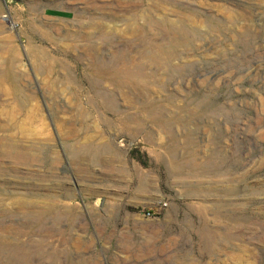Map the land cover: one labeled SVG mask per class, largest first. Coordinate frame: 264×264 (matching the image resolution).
I'll return each instance as SVG.
<instances>
[{"label": "rangeland", "instance_id": "374dc122", "mask_svg": "<svg viewBox=\"0 0 264 264\" xmlns=\"http://www.w3.org/2000/svg\"><path fill=\"white\" fill-rule=\"evenodd\" d=\"M0 264H264V0H0Z\"/></svg>", "mask_w": 264, "mask_h": 264}, {"label": "bare ground", "instance_id": "6f19581e", "mask_svg": "<svg viewBox=\"0 0 264 264\" xmlns=\"http://www.w3.org/2000/svg\"><path fill=\"white\" fill-rule=\"evenodd\" d=\"M127 3V2H126ZM120 6V5H119ZM152 12V11H151ZM132 15H134V14H132ZM134 21H136V20H134ZM138 22V21H137ZM127 25V24H126ZM130 25V24H129ZM129 25H127L126 26V28L128 27V28H130L129 27ZM133 25V24H132ZM134 26V25H133ZM136 26V25H135ZM131 29V28H130ZM140 29V28H139ZM175 29V28H174ZM209 29V28H208ZM176 31H181L179 28H176L175 29ZM127 31V30H126ZM131 31H132V34L134 35V36H136V35H138L139 33H140V31H138V29H131ZM131 31H129L130 33H131ZM146 35V34H145ZM136 37H138V36H136ZM123 39V38H122ZM176 44V43H175ZM171 45H173V42L172 41H170V43H169V46H171ZM107 46V45H106ZM147 49H148V46H147ZM149 49H151V51L149 52V54H150V57L148 58V60L146 61L145 60V62L144 63H146V62H150L149 64H152V65H154V66H164V65H168L172 60H174L175 59V54L172 52V51H170V50H168V48L167 47H165L163 44L162 45H157L156 46V44L155 45H150V48ZM143 50V49H142ZM146 53V52H145ZM88 54V53H87ZM138 55H137V58H141L142 56H143V54H144V51H139L138 53H137ZM147 54V53H146ZM149 56V55H148ZM144 57V56H143ZM130 57H128V59H129ZM127 59V58H126ZM133 59V58H132ZM130 60V59H129ZM128 60H126V62H127ZM134 61V60H133ZM125 61H123V63H124ZM98 63V62H97ZM133 63V62H132ZM117 64V63H116ZM140 64V63H139ZM129 65H131V64H128L127 66H126V69H128L129 70ZM133 65V64H132ZM134 66V65H133ZM134 67H137L136 65L134 66ZM146 67V65H144V64H141V65H139V69H144ZM138 68V67H137ZM132 70V69H131ZM166 70L167 71H169V68H166ZM123 71H124V69H123ZM130 71V70H129ZM135 71H137V70H135ZM139 71V70H138ZM132 72V71H131ZM135 75H136V77L137 76H140V71L139 72H133ZM143 74H144V72H143ZM134 75V76H135ZM214 76V75H213ZM140 78V77H139ZM132 79V78H131ZM130 79V80H131ZM211 80V79H210ZM155 111V110H154ZM159 111V110H158ZM155 114V113H154ZM153 118H155V117H153ZM152 118V119H153ZM189 162L190 163H192L193 164V162L191 161V158H189ZM63 214V213H62ZM66 216H69L71 213H69V212H67V213H64ZM200 237H201V239H202V241H205V242H209L210 241V244L212 243V241H214L213 239H214V236L207 230V229H205L204 231H202L201 233H200V235H199Z\"/></svg>", "mask_w": 264, "mask_h": 264}, {"label": "trees", "instance_id": "16d2710c", "mask_svg": "<svg viewBox=\"0 0 264 264\" xmlns=\"http://www.w3.org/2000/svg\"><path fill=\"white\" fill-rule=\"evenodd\" d=\"M56 15H61V14H58V13H55Z\"/></svg>", "mask_w": 264, "mask_h": 264}]
</instances>
